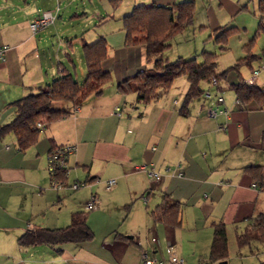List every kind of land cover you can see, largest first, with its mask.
<instances>
[{
  "label": "crops",
  "instance_id": "1",
  "mask_svg": "<svg viewBox=\"0 0 264 264\" xmlns=\"http://www.w3.org/2000/svg\"><path fill=\"white\" fill-rule=\"evenodd\" d=\"M183 1L188 0L0 3V11L5 9L8 15L7 22L0 15V46H9L5 60L0 61V127L15 117L16 100L60 77L64 70L82 82L85 74L81 79L76 75L83 71L85 59L81 52L85 42L105 40L108 58L103 68L111 75L101 94L88 96L75 112L44 124L34 145L21 149L13 133L0 138V264H140L141 250L159 257L165 256L171 246L184 264H206L214 223L223 222L227 235L233 230L235 239L236 231L264 212V106L251 101L241 107L234 103L233 90L227 89L232 93L225 90L222 95L229 113L210 117L207 108L214 105L216 91L209 86L211 99L201 97L188 106L185 114L180 112L181 96L178 99L170 93L145 105L144 112H137L136 95L122 94L117 88L119 82L149 66L143 46L125 44L124 19L136 5L174 7ZM31 2L32 9L28 8ZM46 10L59 13L51 25L34 33L31 22ZM211 24L213 29L219 27L216 20ZM263 62L258 68L249 67L248 76L254 69H259L260 74ZM239 75L242 77L238 72L237 80ZM261 80L264 85V74ZM66 144L75 146L68 159L66 183L84 180L85 188L58 190L51 185L49 152ZM149 163L161 173L159 183L134 170L135 164ZM247 166L259 168L247 170ZM258 171L261 185L254 177ZM111 177L116 180L111 188H106V181L97 182ZM99 188L104 190L102 198ZM72 191L75 194L70 195ZM92 195L99 202V218L111 227L102 244L103 256L97 257L84 247L94 236L89 213L87 225L93 236L75 243L77 249L67 245L74 242L19 245V237L29 228L68 226L74 213L85 210ZM139 198L143 203L136 202ZM164 198L181 204L179 225L152 219L150 211ZM113 205L117 209L122 205L124 218H129L135 207L143 215L141 220L131 221L137 228L118 232L110 226L115 221L109 214ZM120 221L122 224L125 220ZM140 231H145L143 237ZM226 263L227 260L210 262Z\"/></svg>",
  "mask_w": 264,
  "mask_h": 264
},
{
  "label": "trees",
  "instance_id": "2",
  "mask_svg": "<svg viewBox=\"0 0 264 264\" xmlns=\"http://www.w3.org/2000/svg\"><path fill=\"white\" fill-rule=\"evenodd\" d=\"M259 2L262 6L264 5V1L259 0ZM193 10L194 0L177 3L174 7L136 5L133 8L130 15L124 19L125 44L143 46L149 66L119 82L117 84L119 92L122 94L133 93L136 95L137 103L147 105L167 94L173 81L184 75L188 86L180 112L185 114L188 111V105L194 99L203 96V92L210 86L212 77H216L218 80L226 78L230 69L238 70L241 64L251 67V60L259 57L256 54L247 55L241 59L242 62L239 61L222 72L216 70L218 55L210 51L202 50L203 58L199 63L196 56L189 59L178 57L174 61L164 59L163 52L170 46L169 39L192 21ZM229 30L217 34L216 41H225ZM82 48L86 68L85 79L80 82L74 74L64 70L60 77L54 78L45 86L16 100L14 102L15 117L11 122L1 126L0 138L7 133H13L20 148L26 149L38 141L39 135L45 128L38 126L40 122L47 126L75 112L88 96L101 94L104 85L111 79L110 72L103 68L108 58L106 42L99 38L90 44L83 43ZM224 48L222 46V49ZM68 59L70 60V57ZM204 84H207L208 87ZM230 89L233 90L235 98H238L243 106L251 101L256 102L259 107L264 106V85H248L239 75L237 81L230 82ZM258 168L255 166L246 167L247 170H257ZM65 174L66 171H60L57 173V177L67 184L68 176ZM254 177L256 184L261 185V173H257ZM180 211L181 204L179 202L164 198L150 211V215L156 222L177 226L180 224ZM89 212L84 210L74 213L71 223L66 227L29 228L19 237V245L22 247L41 244L57 246L69 242L81 243L90 240L93 233L87 225ZM235 243L238 252L244 247L252 252L254 248H257L255 244H259L264 250V212L254 216L242 230L235 232ZM228 247L225 224L221 221L214 223L208 253L209 262L226 261L229 253ZM259 264H264V261Z\"/></svg>",
  "mask_w": 264,
  "mask_h": 264
},
{
  "label": "rangeland",
  "instance_id": "3",
  "mask_svg": "<svg viewBox=\"0 0 264 264\" xmlns=\"http://www.w3.org/2000/svg\"><path fill=\"white\" fill-rule=\"evenodd\" d=\"M5 2L6 0H0L1 4H4ZM31 5H33L32 2L29 4L28 8L32 9L33 7ZM20 10L21 9H17L16 12L18 11V13H21ZM54 12L56 13V16L59 13V11L56 12V10ZM1 14L3 15L4 22H7L8 19L6 18L8 17V15L5 12V9L0 11V15ZM18 15L21 16L20 14ZM213 20H216L218 22L219 27L216 28L217 30L213 29L212 27L211 22ZM227 29L230 30L229 32H227L226 40L220 42L216 41L215 36L221 31ZM169 43L171 44V46H169L163 52V58L168 61H174L178 57L189 59L196 56L197 62L199 63L203 58L201 56L202 50L210 51L218 55L216 70L217 72H222L223 70L231 67L235 63L239 61L242 62L243 60L241 59L246 57L247 55L256 54L259 57H256L251 60V66H254V68H258L264 61V5L262 6L259 0H195L192 21L190 23H187L178 34L170 38ZM222 46H224L225 48L222 49ZM81 53L82 56H84L83 52ZM63 55L62 58L65 59V55ZM75 58L78 59L77 56H75ZM238 72L241 73L243 78L248 77L249 65L241 64L238 70L230 69L227 72L226 78H220V82L224 80H227L229 82L237 80ZM83 74H85V63L83 71L79 70V77L77 75L76 77L81 79L80 77ZM263 74L264 70L260 67V74L257 82L260 86L263 84V80H261ZM186 84L187 81L184 75L177 77L173 81L172 86L167 95H169V93L174 94V97L178 99H180L181 96V99L179 101L181 103L186 92ZM226 92L232 93L231 90H227ZM129 97L134 98V95L130 94ZM201 97L203 98V96ZM201 97L194 99L188 106L190 107L192 104L200 101ZM130 107V103H127V108L130 109ZM145 109H147V106L139 104L137 112H144ZM127 112V110L126 112L124 111L123 119L126 118ZM109 179L115 178L111 177ZM105 181L106 180L103 178L97 180L98 183L103 184ZM73 182L74 181L69 184H72ZM99 186L103 188L102 185ZM64 190L68 189L65 188ZM97 192L99 193L100 198H102L104 190L99 188L97 189ZM70 193V195L75 194V192L73 191ZM139 201L143 203L142 198H139L136 202ZM119 208L120 209L114 208L113 205L112 208L109 210V214L115 219V221L110 222V226H113L114 229L117 228L116 231L118 232H121V230L130 231L136 229L137 226L135 227V224H132L131 221L141 220L143 218V215H141L140 212L137 213L136 208L133 207L131 208L129 218H124L125 212L122 205ZM97 209H99V207ZM97 209H94L89 212V216L93 218V220L89 223L93 230L94 236L92 240L85 242L84 247L86 251L92 252L96 254L95 256L98 257L103 256L102 244L103 242L104 244L106 243L107 236L111 230V227L105 226V220L99 218V214H97L96 211ZM122 211L124 213H122ZM106 217H108L107 213ZM118 220L125 221H123L124 223L121 224V221L120 223H118ZM132 225L134 228H131ZM232 231L233 230H229L227 235L229 245V253L227 258L228 264H259L261 261H264V250L259 244H255L257 245V248H254L252 252L247 247L240 249V252H238V248L235 243L234 234ZM144 232L139 233V236L143 237ZM67 245H71L72 249H77L75 243H70ZM143 251L145 250L143 249ZM90 255L91 253H88V256ZM207 263L210 264L208 259L206 261V264ZM56 264H63V261H57ZM140 264H142L141 258Z\"/></svg>",
  "mask_w": 264,
  "mask_h": 264
},
{
  "label": "built area",
  "instance_id": "4",
  "mask_svg": "<svg viewBox=\"0 0 264 264\" xmlns=\"http://www.w3.org/2000/svg\"><path fill=\"white\" fill-rule=\"evenodd\" d=\"M58 10V8H57ZM56 19V13L52 10H46L42 12L39 16H37L33 21L31 22L30 26L34 33H37L44 28H46L48 25L54 22ZM9 49L8 45L0 46V61H4L6 58V51ZM262 67H264V62L262 64ZM258 74L259 69H254L251 74L244 78V82L248 85H258ZM210 86H213V88L216 91V99L214 105H211L207 108V114L210 117H216L218 115H227L229 113V108L224 104V97L222 93L230 89V82L227 80H224L220 82L216 77H212L210 80ZM212 93L209 89L205 90L203 92V98L205 99H211ZM234 103L244 107L240 100L238 98L234 99ZM39 127L44 128V123L40 122L38 124ZM1 130V127H0ZM155 147L152 146L151 150H154ZM75 146L66 144L57 146L49 153L48 156V173L50 175L51 185L58 190L69 188L72 190H78L81 187H84L87 185V182L85 181H75L72 184H65L62 182L61 179L57 177V173L60 171H66V176H68V170H69V164L68 159L69 156L74 152ZM135 171H141L144 172L150 180H152L153 183H159L161 180V173L156 169L154 164H142V165H135L134 166ZM116 183L115 179H108L105 182L106 188H111ZM99 207V202L97 201V198L95 195H92L91 198L85 203V210L92 211L94 209H97ZM141 261L142 264H184L183 258H181L176 249L171 246L168 247L166 250V255L163 256H154L150 255L145 251L141 252ZM204 264V263H201Z\"/></svg>",
  "mask_w": 264,
  "mask_h": 264
}]
</instances>
